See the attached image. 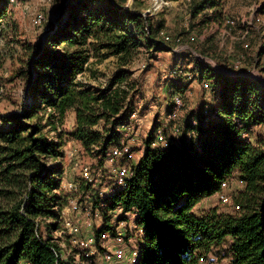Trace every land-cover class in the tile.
Returning a JSON list of instances; mask_svg holds the SVG:
<instances>
[{"label":"trees","instance_id":"trees-1","mask_svg":"<svg viewBox=\"0 0 264 264\" xmlns=\"http://www.w3.org/2000/svg\"><path fill=\"white\" fill-rule=\"evenodd\" d=\"M9 3L0 1V35L14 25L9 22L13 17ZM66 4V14L48 44L26 45V51L35 55L33 73L27 76L33 103L19 114L0 113V264H66L52 234L58 223L45 224V233L41 225L58 219L65 199L60 190L63 169L54 162L67 144L60 128L68 113L76 117L71 139L86 154L104 158L121 144L120 127L134 111L137 83L123 70L104 90L82 79L89 62L87 47L94 44L107 51L121 66L144 47L173 51L160 37L164 24L154 25L140 12L142 4L135 8L128 0ZM260 6L264 12V2ZM190 7L193 18L201 16L202 23L222 22L221 1L191 0ZM207 9L213 14H203ZM199 65L197 60V76L215 99L190 114L180 143L153 147L157 136H149L126 188L94 199L92 211H99L103 219L95 236L98 240L103 233L116 231L109 212L122 209L123 214H136L144 233L136 264H200L227 242L230 264H264V140L252 142L249 137L253 127L264 124V81L218 74ZM177 84L174 80L172 85L182 89ZM235 181L242 186L235 196L239 210L224 214L214 208L197 209L228 192Z\"/></svg>","mask_w":264,"mask_h":264},{"label":"rangeland","instance_id":"rangeland-1","mask_svg":"<svg viewBox=\"0 0 264 264\" xmlns=\"http://www.w3.org/2000/svg\"><path fill=\"white\" fill-rule=\"evenodd\" d=\"M68 1L17 0L9 3L13 16L9 22L14 25L4 29L0 35V113L19 114L26 104L33 103L27 76L33 73L31 63L35 55L26 51V45L43 48L48 44V38L66 14ZM218 1L224 5L221 23L215 19L202 23L201 16L193 18L192 7L187 0L171 2L158 10L154 9L153 0H128V6L135 3L133 8L142 4L144 9L140 12L150 17L154 25L164 24L160 37L170 43L171 52H156L153 48L144 47L128 65L121 66L115 56L107 55V51L97 50L94 44L87 47L89 62L82 79L98 90H104L123 70L137 83L138 93L133 101V112H137V117L134 120L129 117L125 122L124 125L131 128L128 132L123 131L124 125L119 131L122 133L120 145H129L134 156H141L144 142L151 135L157 136L159 131L164 141L180 143L185 137L184 126L190 121V114L215 99L212 91L197 76V60L204 69L210 68L218 74L245 75L264 81V12L259 11L264 0ZM213 12V9H207L203 14L211 15ZM174 80L182 89L172 85ZM205 82L209 83L208 80ZM176 98L183 99L184 107L179 110L174 105ZM46 122L44 116L42 123ZM75 124V113H68L60 128L67 144L62 149L63 156L54 162L63 169L60 182L65 198L63 207L58 209L56 221L50 219L42 223L41 231L45 233L47 223H58V230H52V234L59 242L61 259L66 264H131L134 252L140 250L141 231L137 223L125 217L119 209L109 212L116 231L105 232L108 237L97 240L91 258L86 257L79 244L87 236L99 234L96 231L103 219L99 211H92V203L100 196L105 198L109 187L116 182L112 168L106 164L110 151L104 158L86 154L81 144L71 139ZM50 136L55 135L50 133ZM249 137L252 142L257 138L264 140V124L253 127ZM134 156L131 161H134ZM84 168L90 170L92 181L85 179ZM237 183L233 182L226 192L229 196L227 203L220 202L215 196L207 203H201L197 209L204 212L214 208L219 213H232L235 196L240 189ZM122 222L126 227L120 236L117 229ZM75 228H79V232L76 233ZM228 248L229 242L214 248L199 263L230 264ZM107 255L111 257L110 262L106 260Z\"/></svg>","mask_w":264,"mask_h":264},{"label":"built area","instance_id":"built-area-1","mask_svg":"<svg viewBox=\"0 0 264 264\" xmlns=\"http://www.w3.org/2000/svg\"><path fill=\"white\" fill-rule=\"evenodd\" d=\"M17 0H10L11 3H16ZM154 1V9L158 10L161 9L163 7H167L171 4V2L165 1V0H153ZM187 1H191V0H187ZM205 87H208L207 84H205ZM182 106V101L180 98H176V108L179 110L180 107ZM137 117V112H133L130 116L131 120L136 119ZM130 126L128 124L124 125V132H128L130 130ZM160 144H164L165 146H167V142L166 140L164 141V138L162 136L161 131L157 134V139L154 141L153 143V147H158ZM134 155L132 153L131 148L129 147V145L127 144H122L120 146H116L114 147L109 153H108V160L106 162L107 166L109 165V167H111L112 172H114V181L116 182L115 184H113L112 186L109 187V193H113L115 191H117L119 189H124L127 186V181L130 179L131 175H132V166L131 163L129 164V162H131V159ZM129 161V162H128ZM84 172V177L86 180H91V172L88 168H84L83 170ZM224 188H228V184L224 183L223 185ZM218 199L219 201L223 202V203H227L229 201V196L227 195V193L223 192V193H219L218 194ZM102 206H107L106 203H102ZM234 209L235 210H239L238 206L234 205ZM122 212V209H119ZM90 213V212H89ZM88 213V215H89ZM123 213V212H122ZM91 214V213H90ZM125 217H127L129 220H134L136 222V214L134 213H127L124 214ZM126 223L122 222L120 224L119 229H117V232L120 236H123V233L121 231L124 232V228ZM74 231L77 233L79 232V228H75ZM140 231L142 232V230L140 229ZM103 239L107 238L108 235L106 233H103L101 236ZM80 246L83 248L86 257H92L94 255V251L93 248L97 245V238L95 235L91 234L89 236H87L85 239L80 240L79 242ZM135 256L133 258L134 262H132L133 264L137 263L138 260V256L139 253L138 252H134ZM106 260L107 261H111V257L109 255L106 256ZM201 262H203L204 260L201 259ZM131 263V264H132Z\"/></svg>","mask_w":264,"mask_h":264},{"label":"crops","instance_id":"crops-1","mask_svg":"<svg viewBox=\"0 0 264 264\" xmlns=\"http://www.w3.org/2000/svg\"><path fill=\"white\" fill-rule=\"evenodd\" d=\"M237 71H235L234 73H236ZM134 155H135V153H134ZM142 157V155L141 156H139V157H137V156H134V161H133V164H131V166L133 165H135L139 160H140V158ZM238 184V186L240 185L239 183H237ZM240 187V189H242V186L240 185L239 186ZM118 190H120L119 188H117ZM239 189V188H238ZM209 200V199H208ZM206 203H207V200H206ZM205 203V204H206ZM202 207V206H201ZM143 231L141 232V236H143ZM139 253V252H138Z\"/></svg>","mask_w":264,"mask_h":264}]
</instances>
